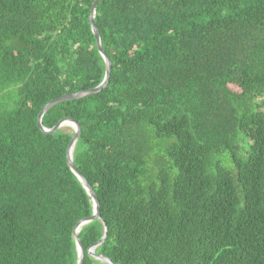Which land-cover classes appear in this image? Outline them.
Wrapping results in <instances>:
<instances>
[{
	"label": "trees",
	"instance_id": "obj_1",
	"mask_svg": "<svg viewBox=\"0 0 264 264\" xmlns=\"http://www.w3.org/2000/svg\"><path fill=\"white\" fill-rule=\"evenodd\" d=\"M94 1L0 0V264L77 261L73 133L36 121L103 80ZM94 22L109 84L41 119L80 126L82 264L104 228L113 264H264V0H101Z\"/></svg>",
	"mask_w": 264,
	"mask_h": 264
},
{
	"label": "water",
	"instance_id": "obj_2",
	"mask_svg": "<svg viewBox=\"0 0 264 264\" xmlns=\"http://www.w3.org/2000/svg\"><path fill=\"white\" fill-rule=\"evenodd\" d=\"M100 1L101 0H95L93 2L92 7L90 9L89 23H90L91 32L95 38L96 49H97L99 55L101 56V58L104 62V65H105L104 77H103L102 82L98 86H96L92 89H89L86 91H80V92H76V93L64 94L58 98H55V99L49 101L47 104H45L41 108V110L37 116V121H36L37 127L45 135H51L62 127L70 128L72 130V133H73V136H72V138H71V140H70V142L66 148V154H65L66 164H67L68 168L70 169V171L74 174V176L80 182V184L84 188L85 192L87 193V196L90 198V201L92 203V215L90 217H87V218H84V219L78 221L72 229V238H73V241L75 244V250H76V254H77V261L75 264H82V261L84 258V249H83V246H82L77 234L79 233L80 229L83 226L87 225L88 223H90L94 220L101 221V218L99 216V202H98V199H97L95 192L93 191V188L88 183V181L82 176V174L78 171V169L75 167V165L73 163V149H74L76 141L78 140V138L80 136V126L78 125V123L75 122L74 120L70 119V118H65V119L59 121L57 124H55L51 129H46L42 126L41 119H42V116L44 115V113L49 108H51L52 106H54L58 103H62V102L70 101V100H76V99H80V98H83L86 96H91V95L97 94V93L101 92L103 89H105L107 87V85L109 84L110 72H111V61H110L109 57L107 56V54L102 49L99 32H98V30L95 26V22H94L95 8ZM102 224L104 225L103 222H102ZM106 232H107V229L104 228V234H103L102 238L87 250V254H88V256L92 257L93 259L100 261L104 264H113L107 257H105L103 255L94 254V250L103 243V241L106 237Z\"/></svg>",
	"mask_w": 264,
	"mask_h": 264
},
{
	"label": "rangeland",
	"instance_id": "obj_3",
	"mask_svg": "<svg viewBox=\"0 0 264 264\" xmlns=\"http://www.w3.org/2000/svg\"><path fill=\"white\" fill-rule=\"evenodd\" d=\"M3 96H7V98L5 99V103L4 104H6V105L9 104V106H12L13 101L16 100V90L15 89H11L8 92H6L5 94H3L2 97Z\"/></svg>",
	"mask_w": 264,
	"mask_h": 264
}]
</instances>
